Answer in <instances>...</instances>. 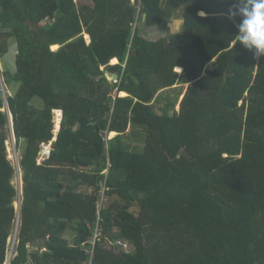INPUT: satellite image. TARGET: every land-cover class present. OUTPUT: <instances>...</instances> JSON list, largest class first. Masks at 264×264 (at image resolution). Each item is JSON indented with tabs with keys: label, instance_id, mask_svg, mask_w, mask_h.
I'll list each match as a JSON object with an SVG mask.
<instances>
[{
	"label": "trees",
	"instance_id": "1",
	"mask_svg": "<svg viewBox=\"0 0 264 264\" xmlns=\"http://www.w3.org/2000/svg\"><path fill=\"white\" fill-rule=\"evenodd\" d=\"M228 6L0 0V59L12 43L18 52L15 73H3L16 91L0 88V264L18 220L10 264L29 257L32 264H264V57L238 43ZM179 13L182 32L158 41L140 34L138 23L156 28ZM177 84L188 87L172 90L173 100L160 97ZM53 111L63 113L60 131L38 163L53 137ZM10 114L17 163L8 152ZM127 132H142L144 147L130 148ZM72 223L80 237L71 247L63 233ZM96 226L101 236L91 248ZM36 237L47 238L46 252L29 255Z\"/></svg>",
	"mask_w": 264,
	"mask_h": 264
},
{
	"label": "crops",
	"instance_id": "2",
	"mask_svg": "<svg viewBox=\"0 0 264 264\" xmlns=\"http://www.w3.org/2000/svg\"><path fill=\"white\" fill-rule=\"evenodd\" d=\"M175 17V16H174ZM172 18L171 20H170V22L174 25V23L176 22V21H178V20H180L182 17H183V15L181 14V17L180 18H178V19H175V18ZM167 25H169V24H167ZM163 26V25H162ZM162 26H160V27H162ZM165 26V25H164ZM160 27H156V28H159L160 29ZM175 27V26H174ZM175 31H176V29H175ZM175 31L174 32H169V33H175ZM168 33V34H169ZM144 37V36H143ZM144 38H146V37H144ZM85 39H86V41H87V43L88 44H90V37L88 36V35H85ZM147 39V38H146ZM160 39H162V38H160ZM59 46V45H58ZM52 47V46H51ZM51 47H50V49H51ZM59 48H60V46H59ZM59 48L57 49V50H59ZM52 50V49H51ZM57 50H52V51H57ZM117 63H118V61H117ZM117 63H111L110 62V64L111 65H115V64H117ZM103 69V68H102ZM177 71V70H176ZM178 72V71H177ZM179 73H182V72H179ZM114 76H117V75H112V74H109V73H106V78H107V80L109 81L110 79L111 80H113L114 82H116L115 80H114ZM118 79V78H117ZM4 84V83H3ZM188 85V84H187ZM178 87V84L177 85H175L173 88H170L169 90H165L166 91V93H164L165 91L164 90H162L159 94H160V97H164V96H166L167 97V94H168V92H169V94H170V96H169V98L171 99V100H173V96H174V93L172 92V90H174L175 88H177ZM16 88H17V86H13L12 88H8L7 87V89L9 90V94H11V96H12V94L16 91ZM186 89H187V87H186ZM164 91V92H163ZM185 92V91H184ZM122 92H119L118 93V97H126L127 96V94L124 92V94H121ZM184 97V96H183ZM183 99V98H182ZM182 99L180 100V102L182 101ZM34 104L37 106V105H39L40 104V102H38L37 100H34ZM163 105H165V102L164 101H161L160 103H156V106H157V110H159ZM178 111V110H177ZM58 112H60V113H58ZM53 113H56L59 117H56L55 118V116H53V122H55V128H53V137H52V139L50 140V141H48V142H43L42 144H41V151L43 150V148L45 147V149L46 150H48V154L46 155V153H44L43 155H42V159L40 160V161H38V163H40L41 161H43V160H45L46 158H48V156H49V154H50V151L52 150V142L53 141H55L56 139H57V136H58V133H59V131H60V125H61V121H62V117H63V113H62V111H53ZM12 117V116H11ZM12 120H13V118H12ZM57 123H58V125H57ZM59 127V128H58ZM117 134V132H115V131H112V132H109L108 134H106V136H107V139H110V138H112V137H114L115 135ZM143 138H144V135H142V132H140V134H137L136 135V137L134 138V137H130V133L129 132H127L126 133V137H125V142H126V144L130 147V148H133V147H138V148H143L144 147V142H143ZM14 142V141H13ZM14 144H15V142H14ZM44 151V150H43ZM19 158V157H18ZM87 170H92L91 169V167L90 168H87ZM101 173L102 174H104L103 173V170L101 171ZM108 173V172H107ZM107 177V176H106ZM102 181L103 180H101V184L100 185H102ZM22 188H23V184H22ZM23 190V189H22ZM22 195H23V191H22V194L20 195V200H19V204H20V210H21V202H22ZM105 203V202H104ZM104 203L102 204V207H103V205H104ZM97 204H98V200L95 202V215H94V217H93V221H94V223H95V221H96V217H97V211H98V208H97ZM18 210V209H17ZM20 210H18V212H20ZM20 219V218H19ZM19 226H20V220H19ZM18 226V227H19ZM41 228H42V230H44V227L43 226H41ZM64 238L67 240V241H69V243H70V246L72 247V246H75V244H76V240L80 237V234L78 233V229H77V227H76V223H72L71 225H70V227L66 230V231H64ZM47 240V238H45V239H43L42 237H36L34 240H33V242H31L29 245H28V252H29V250H30V252H29V255L30 254H38V255H42L43 253H45L46 252V247H45V241ZM91 241V240H90ZM89 241V242H90ZM88 246L90 247V243L88 244ZM29 264H32V261H31V258L29 257Z\"/></svg>",
	"mask_w": 264,
	"mask_h": 264
},
{
	"label": "clouds",
	"instance_id": "3",
	"mask_svg": "<svg viewBox=\"0 0 264 264\" xmlns=\"http://www.w3.org/2000/svg\"><path fill=\"white\" fill-rule=\"evenodd\" d=\"M228 3L226 16L237 29L238 43L254 59L264 57V0H228ZM198 15L204 17L206 13L200 11Z\"/></svg>",
	"mask_w": 264,
	"mask_h": 264
},
{
	"label": "rangeland",
	"instance_id": "4",
	"mask_svg": "<svg viewBox=\"0 0 264 264\" xmlns=\"http://www.w3.org/2000/svg\"><path fill=\"white\" fill-rule=\"evenodd\" d=\"M77 2L78 5H82V4H88V5H93V0H75ZM181 17V13L175 15V19H178ZM169 25H163L162 27L159 28H146L143 23H138V27L140 29V34H142L144 37H146L148 40L150 41H158L160 38H164L166 36H168V33L174 32L175 31V27L174 25L170 22L168 23ZM17 46L15 43H12V46L10 48V52L9 54L4 58V59H0V88H2V90L5 92L4 94H9L8 91L6 90L7 87L3 84L4 83V78H3V73L9 69L11 72L15 73L16 70V56H17ZM178 71H180L178 69ZM110 82H114L113 80H109ZM2 85V87H1ZM186 87H188L187 84H178V87L175 89H180L181 92L186 91ZM166 93V91L164 92ZM175 96V94H174ZM173 96V98H174ZM183 98V96L180 97V100ZM38 102H40L39 100H37ZM176 109L179 110L180 109V105L178 104L176 106ZM53 116L59 117L56 113H53ZM44 151H40V154L38 156V161H40L42 159V155L44 153H46V155L48 154V150ZM8 152H9V158L11 159V161H14L15 163H17V158L20 155L16 152V148H15V144L13 142V139L10 138L8 141ZM17 153V155H16ZM20 174H21V181H22V171L20 169ZM19 175L16 174L15 178H14V185H18L17 181H19ZM23 184V181H22ZM19 200L16 202L15 206L16 209L20 210V204H19ZM107 243L108 242L107 240Z\"/></svg>",
	"mask_w": 264,
	"mask_h": 264
},
{
	"label": "built area",
	"instance_id": "5",
	"mask_svg": "<svg viewBox=\"0 0 264 264\" xmlns=\"http://www.w3.org/2000/svg\"><path fill=\"white\" fill-rule=\"evenodd\" d=\"M106 139H107V136H106ZM43 150H44V152H46L45 151L46 150L45 147L43 148ZM109 165H110L109 158L106 157V167L103 169V173H104L105 177H104V179L102 181V185H101L102 192H101L100 198L98 200V204H97L98 211H97V217H96V221H95L96 225H98V223L100 222V212H101L102 204H103V195H104V191L106 189V187H105V179H106V176H107ZM18 226H19V222L17 224V229L15 231L16 233L14 235V238L12 239L11 244H10L8 260H7L6 264H10L12 258L16 255V247H17V244H18V230H19ZM100 236H101V231H100L99 227L96 226L94 231H93V238L90 241V247L91 248L94 247L95 243L100 239ZM122 248L123 249H127V246L123 245Z\"/></svg>",
	"mask_w": 264,
	"mask_h": 264
},
{
	"label": "water",
	"instance_id": "6",
	"mask_svg": "<svg viewBox=\"0 0 264 264\" xmlns=\"http://www.w3.org/2000/svg\"><path fill=\"white\" fill-rule=\"evenodd\" d=\"M185 18L184 17H182L180 20H178V21H176L175 23H174V26H175V29H176V31H175V33H180V32H182L183 31V28H184V25H185ZM117 78H118V76H114V80L116 81L117 80ZM12 115L10 114V130H11V136H12V138H13V141L15 142V134H14V125H13V120H12V117H11ZM23 188H22V181L20 180V185H19V188H18V190H19V195H21L22 194V190ZM29 252H30V250H29Z\"/></svg>",
	"mask_w": 264,
	"mask_h": 264
},
{
	"label": "bare ground",
	"instance_id": "7",
	"mask_svg": "<svg viewBox=\"0 0 264 264\" xmlns=\"http://www.w3.org/2000/svg\"><path fill=\"white\" fill-rule=\"evenodd\" d=\"M59 47L58 46H52L51 47V49L52 50H57ZM111 63H117V60L116 59H113L112 61H111ZM180 71H178V72H182V70L181 69H179ZM121 94H124V92H122ZM58 113H60V112H58ZM61 114V113H60ZM57 125H58V123H57ZM59 128V127H58Z\"/></svg>",
	"mask_w": 264,
	"mask_h": 264
}]
</instances>
